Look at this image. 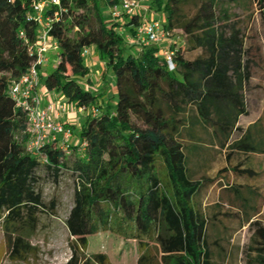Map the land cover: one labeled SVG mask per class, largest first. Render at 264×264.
I'll return each mask as SVG.
<instances>
[{
  "label": "trees",
  "instance_id": "obj_1",
  "mask_svg": "<svg viewBox=\"0 0 264 264\" xmlns=\"http://www.w3.org/2000/svg\"><path fill=\"white\" fill-rule=\"evenodd\" d=\"M256 2L264 17V0H151L149 9L166 14L162 23L171 34L183 30L190 48L202 50L189 59L182 45L170 41L171 68L161 44L128 41L144 15L104 13L120 0H61L50 30L60 60L52 72H42L41 82L89 114L69 154L53 141L36 156L26 147L28 112L16 104L10 85L33 62L30 49L39 26L29 16L31 0H0V224L12 258L28 260L38 213L57 206L55 199L45 204L36 188L42 158L56 177L64 168L76 175L74 205L66 219L72 255L65 264H111L105 252L86 253L90 236L99 232L137 240L136 264H218L208 238L210 217L196 199L230 169L257 176L250 162L264 153V129L260 122L247 128L238 122L250 114L246 94L263 57L249 51L232 14V5ZM190 4L195 7L191 16L184 11ZM86 46L94 47L113 72L112 100L81 84L90 70L82 56ZM189 140L194 142L188 145ZM210 142L225 150L227 166L213 178H195L191 162L198 170L208 166L212 153L199 145ZM240 154L247 155L248 166L234 163ZM71 155L75 160L69 167ZM231 191L256 227L246 264H264V225L252 217L259 209L239 186Z\"/></svg>",
  "mask_w": 264,
  "mask_h": 264
},
{
  "label": "rangeland",
  "instance_id": "obj_2",
  "mask_svg": "<svg viewBox=\"0 0 264 264\" xmlns=\"http://www.w3.org/2000/svg\"><path fill=\"white\" fill-rule=\"evenodd\" d=\"M150 1L147 0L145 4L141 2V5L145 6L139 12L145 18L149 19L151 15L153 19L165 21L167 19L165 13L156 11L154 8L149 9ZM184 11L191 16L195 12V7L192 4L187 5L184 7ZM104 13L114 17L112 8L105 9ZM232 14L233 20L238 21L239 26L243 28L249 51L261 53L263 57L260 66L254 69L253 78L246 94L250 115L241 117L239 125L246 128L261 120L264 127V17L257 2L253 3L252 6L248 3L232 5ZM128 41L130 42V40ZM171 42L177 43V47L182 45L184 54L189 59H193L202 53L201 48H190L187 36L181 29H175L172 32ZM93 48L91 47V52ZM59 53V49L50 51V62L46 63L42 69L45 75L52 72L57 66L60 60ZM92 58L90 53L86 59L90 69L89 74L81 79V84L95 93L97 91L104 92L105 100H112L115 94L113 72L106 68L102 69L100 62H95ZM42 101L44 102L43 96ZM64 101L71 112L73 111L80 117L74 123L76 135L79 137L81 125L87 118L89 111H78L75 104L68 102L66 98ZM72 138L70 137V139ZM73 141L72 139L71 145L79 143L78 140V143ZM189 141L188 145L194 142ZM217 146L212 147L211 155L213 158L206 168L198 170L199 167L193 161L191 162L195 178L199 179L203 176L213 178L220 169L226 167V152L221 151L218 144ZM247 159L246 154H240L235 157L234 163L242 162L248 166L245 163ZM74 160V155L67 156L69 167L72 166ZM250 164L257 176L238 175L230 169L213 184L208 183V187L204 188L196 199L204 213L210 217L208 238L214 260L218 264H246L247 247L252 245L256 231V227L250 226L246 220L248 213L241 207L242 201H234L235 194L231 191L232 185L239 186L245 196H249V188H254L261 193L260 202L255 203L259 213H252V217L255 220H261L264 225V154L253 155ZM35 175L38 178L36 188L42 191L44 203L49 205L55 199L57 201L56 209L54 212L40 211L38 213V228L29 238L34 250L29 255L28 260L12 258L10 248L6 243L4 229L0 224V264H65L72 255L70 247L72 237L66 225V219L74 205L76 175L71 169L64 168L56 177L42 158ZM89 242L86 253L105 252L109 256L111 264H136L141 254L137 240L125 239L111 232H99L90 236Z\"/></svg>",
  "mask_w": 264,
  "mask_h": 264
},
{
  "label": "built area",
  "instance_id": "obj_3",
  "mask_svg": "<svg viewBox=\"0 0 264 264\" xmlns=\"http://www.w3.org/2000/svg\"><path fill=\"white\" fill-rule=\"evenodd\" d=\"M142 1L120 0V4L112 8L114 17H119L122 13L128 15L139 13V10L144 8L141 5ZM60 7L61 0H31L29 16L39 26L37 41L30 49L34 58L28 71L10 85V94L16 104L28 112L29 138L26 147L32 155L36 156L41 155L42 148L53 141H57L60 147L69 154L71 144L69 138L73 135L68 124L53 116L56 111L61 114L70 113L69 106L61 101H49L44 104L40 93L42 69L46 63L50 62V51L59 49L58 41L50 36V30L54 19L60 14ZM171 35V32L164 27L160 20L144 17L135 36L128 37V40L139 45L161 44L171 41ZM90 53L91 48L89 46L83 48L82 56L85 60ZM163 54L168 57L171 68H174L173 51L163 49ZM77 110L83 112L87 109L85 106H81L77 107ZM91 111L96 113L95 108H92Z\"/></svg>",
  "mask_w": 264,
  "mask_h": 264
},
{
  "label": "crops",
  "instance_id": "obj_4",
  "mask_svg": "<svg viewBox=\"0 0 264 264\" xmlns=\"http://www.w3.org/2000/svg\"><path fill=\"white\" fill-rule=\"evenodd\" d=\"M143 2V4H145L146 2H147V0H143L142 1ZM145 6V5H144ZM139 13H141V12H139ZM150 18H152V16L150 15ZM161 46L162 47H164V49H169V46H170V41H166V42H163V44L161 43ZM92 47V46H91ZM90 47V48H91ZM93 53V54H92ZM91 55L93 56V60L95 61V62H100V67L102 68V69H104V68H106V63L103 61V60H101V58H100V56H99V53L96 51V49L95 48H93V51L91 52ZM91 61V60H90ZM44 73V72H43ZM45 74V73H44ZM40 93L42 94V96H43V98H44V104H47L49 101H61V102H65L64 100H65V98H64V96L62 95V94H60V93H57V92H53V91H48L45 87H44V85H42V87H41V89H40ZM105 99V98H104ZM67 100V99H66ZM250 115V114H249ZM248 115V116H249ZM53 116L55 117V118H57V119H61V120H63L66 124H68L70 127H75L76 128V125L74 124L77 120H79L80 119V117H78V115L76 114V113H74L73 111L71 112L70 111V113H68V114H61V113H58L57 111L55 112V113H53ZM244 115H242L241 117H243ZM248 116H244V117H248ZM241 117L239 118V122H238V124L240 123V120H241ZM257 122H260V127H261V129L263 128L264 129V127H263V125H262V123H261V120L260 121H257ZM247 128V127H246ZM71 137H73L72 139L74 140L73 142L75 143V142H77V140H78V142H80V139H79V137L76 135V130L73 132V135L71 136ZM72 139H70L69 138V143H71V140ZM77 142V143H78ZM199 146H201L203 149H205V150H210L211 151V153H212V147H218L217 146V144L216 143H214V142H210V143H203V144H201V145H199ZM223 151H225V150H223ZM260 154H262V153H260ZM264 154V153H263ZM259 155V154H258ZM227 164V163H226ZM227 166V165H226ZM255 191L256 192H253V191H251V192H249L248 194H249V196H245L243 193H241L246 199H248V200H251V201H253V202H260V198H261V193L260 192H258L256 189H255ZM235 194V193H234ZM258 195H260L259 197H256V196H258ZM238 194H235L234 195V199H236V198H238ZM246 212V211H245ZM247 213V212H246Z\"/></svg>",
  "mask_w": 264,
  "mask_h": 264
}]
</instances>
